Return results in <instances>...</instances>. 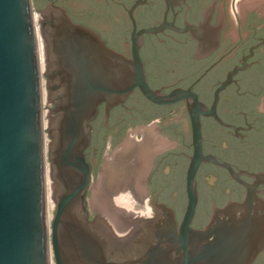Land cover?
<instances>
[{
  "label": "water",
  "instance_id": "95a60500",
  "mask_svg": "<svg viewBox=\"0 0 264 264\" xmlns=\"http://www.w3.org/2000/svg\"><path fill=\"white\" fill-rule=\"evenodd\" d=\"M43 15L44 27L32 0H0V264H251L264 250V202L252 196L230 201L213 210L203 229L191 226L198 202L195 175L205 159L198 114L181 223L166 205L156 206L159 216L149 221L100 210L98 185L90 206L101 215L89 219L86 149L102 103L109 111L139 88L153 103L192 100L198 112L203 110L190 90L152 89L137 44L129 58L97 31L73 21L63 7L49 5Z\"/></svg>",
  "mask_w": 264,
  "mask_h": 264
},
{
  "label": "flooded vegetation",
  "instance_id": "af4514ba",
  "mask_svg": "<svg viewBox=\"0 0 264 264\" xmlns=\"http://www.w3.org/2000/svg\"><path fill=\"white\" fill-rule=\"evenodd\" d=\"M32 1L42 27L44 10L57 5L129 58L137 44L150 87L190 90L203 110L192 100L153 103L139 88L109 111L102 103L86 149L90 220L100 209L149 221L159 216L156 206L166 205L181 223L196 153V114L205 159L195 175L198 202L191 226L203 229L213 210L230 201L252 196L264 202V0ZM112 174L128 178L137 191L134 213L106 197ZM95 186L96 211L90 206ZM251 264H264V250Z\"/></svg>",
  "mask_w": 264,
  "mask_h": 264
},
{
  "label": "rangeland",
  "instance_id": "374dc122",
  "mask_svg": "<svg viewBox=\"0 0 264 264\" xmlns=\"http://www.w3.org/2000/svg\"><path fill=\"white\" fill-rule=\"evenodd\" d=\"M38 26V24H37ZM44 82L46 80V76L44 75ZM45 112H48V108L44 107ZM47 142L49 143V136H47ZM131 162V161H130ZM49 165V164H48ZM135 173V171H134ZM134 173H129L128 177H130L132 174ZM136 177H139V172L135 173ZM107 186H110L111 184H114L113 186H111L110 188H108L107 190H105L104 192L106 193V197H109L111 199H114L116 201H119L121 203V207L125 208L127 210H129L130 212L134 213V211L137 209L136 206H134V193H136L137 191L133 188H131L128 184L130 181H128L126 179H121L122 175H118L116 177L115 174L112 175H108L107 176ZM127 202H126V201ZM50 211V218L53 217L52 214V207H50L49 209Z\"/></svg>",
  "mask_w": 264,
  "mask_h": 264
},
{
  "label": "bare ground",
  "instance_id": "6f19581e",
  "mask_svg": "<svg viewBox=\"0 0 264 264\" xmlns=\"http://www.w3.org/2000/svg\"><path fill=\"white\" fill-rule=\"evenodd\" d=\"M36 21L37 18L35 17ZM37 34H38V46H39V56H40V66H41V72L42 74L44 73V63H43V52H42V46H41V40H40V34H39V28L37 27ZM42 90H43V101L45 103V82H44V78L42 80ZM47 113L48 112H44V125L45 127L48 124V118H47ZM49 143L46 140V150H48V145ZM49 164V163H48ZM46 165V191H47V203H48V215L50 217V207H51V191H50V184H51V178H50V165ZM112 209V208H111ZM116 211V210H115ZM126 214V213H123Z\"/></svg>",
  "mask_w": 264,
  "mask_h": 264
}]
</instances>
